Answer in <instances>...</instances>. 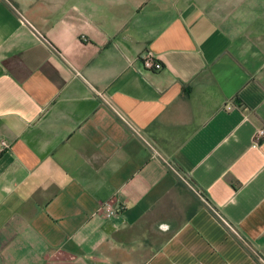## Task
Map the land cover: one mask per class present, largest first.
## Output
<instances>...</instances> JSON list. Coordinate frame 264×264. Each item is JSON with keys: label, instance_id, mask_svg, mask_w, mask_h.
I'll list each match as a JSON object with an SVG mask.
<instances>
[{"label": "crops", "instance_id": "1", "mask_svg": "<svg viewBox=\"0 0 264 264\" xmlns=\"http://www.w3.org/2000/svg\"><path fill=\"white\" fill-rule=\"evenodd\" d=\"M260 130L264 0H0V264H264Z\"/></svg>", "mask_w": 264, "mask_h": 264}, {"label": "built area", "instance_id": "2", "mask_svg": "<svg viewBox=\"0 0 264 264\" xmlns=\"http://www.w3.org/2000/svg\"><path fill=\"white\" fill-rule=\"evenodd\" d=\"M143 67L145 70L149 71H159L163 68L162 62L156 58V56L151 52H144L140 57ZM264 136V130H260L255 138L260 140ZM10 143L6 140H0V153L5 149L9 148ZM122 209L121 206H115L112 201H107L101 204L99 210L105 212L107 215H112Z\"/></svg>", "mask_w": 264, "mask_h": 264}, {"label": "rangeland", "instance_id": "3", "mask_svg": "<svg viewBox=\"0 0 264 264\" xmlns=\"http://www.w3.org/2000/svg\"><path fill=\"white\" fill-rule=\"evenodd\" d=\"M261 256V255H260ZM261 257H263V259H264V256H261Z\"/></svg>", "mask_w": 264, "mask_h": 264}]
</instances>
